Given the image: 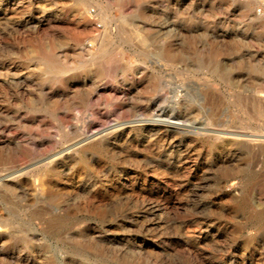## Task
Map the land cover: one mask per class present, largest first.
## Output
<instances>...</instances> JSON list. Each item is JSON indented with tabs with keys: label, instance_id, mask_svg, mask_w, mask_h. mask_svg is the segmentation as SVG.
<instances>
[{
	"label": "rangeland",
	"instance_id": "374dc122",
	"mask_svg": "<svg viewBox=\"0 0 264 264\" xmlns=\"http://www.w3.org/2000/svg\"><path fill=\"white\" fill-rule=\"evenodd\" d=\"M260 92L264 0H0V264H264Z\"/></svg>",
	"mask_w": 264,
	"mask_h": 264
},
{
	"label": "bare ground",
	"instance_id": "6f19581e",
	"mask_svg": "<svg viewBox=\"0 0 264 264\" xmlns=\"http://www.w3.org/2000/svg\"><path fill=\"white\" fill-rule=\"evenodd\" d=\"M110 16V15H109ZM124 54V53H123ZM46 55V54H45ZM119 60H120V58H119ZM118 61V60H117ZM111 64V63H110ZM109 64V65H110ZM115 66V65H114ZM118 66V65H117ZM113 68V67H112ZM117 68V67H116ZM255 95V94H254ZM259 95L260 96H262V97H264V93L263 92H260L259 93ZM260 99V98H259ZM262 114V113H261ZM170 123L171 124H174L175 125V123H176V121H170ZM170 123H169V125H170ZM177 124V123H176ZM178 125V124H177ZM197 129V128H196ZM102 130V129H101ZM98 131V130H97ZM101 133V132H100ZM262 134H258V135H256V134H248L247 136L248 137H251L252 139H260V140H264V133L263 132H261ZM218 135V134H217ZM209 136V135H208ZM87 137V136H86ZM85 137V138H86ZM218 138V137H217ZM245 138V137H244ZM246 141V140H245ZM253 142V141H252ZM260 143V142H259ZM255 144V143H254ZM243 196V195H242ZM246 199V198H245ZM247 200H248V198H247ZM241 201V200H240ZM245 201V200H244ZM242 204V203H241ZM246 204V203H245ZM244 206V205H243ZM254 216V215H253ZM249 217H250V215H249ZM251 219H252V217H251ZM254 220V219H253ZM259 229V228H258Z\"/></svg>",
	"mask_w": 264,
	"mask_h": 264
},
{
	"label": "built area",
	"instance_id": "2783aa9c",
	"mask_svg": "<svg viewBox=\"0 0 264 264\" xmlns=\"http://www.w3.org/2000/svg\"><path fill=\"white\" fill-rule=\"evenodd\" d=\"M237 1H241L242 2V1H246V0H237Z\"/></svg>",
	"mask_w": 264,
	"mask_h": 264
}]
</instances>
